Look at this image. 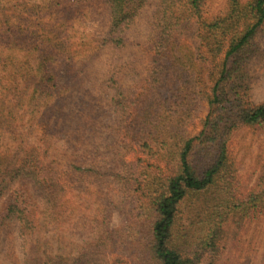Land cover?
Wrapping results in <instances>:
<instances>
[{
    "label": "trees",
    "instance_id": "1",
    "mask_svg": "<svg viewBox=\"0 0 264 264\" xmlns=\"http://www.w3.org/2000/svg\"><path fill=\"white\" fill-rule=\"evenodd\" d=\"M69 1L76 5L81 0ZM147 1L155 5L148 89L126 96L116 86L113 99L117 111L130 118L127 129L137 144L159 155L165 175L155 184L153 172L134 164L123 166L119 175L92 165L63 168L46 158L44 145L18 146L14 163L0 165V236L7 244L8 264H216L228 221L242 223L264 211V173L243 196L231 190L227 144L238 126L264 124V103H250L243 79L252 40L264 23V0H229L225 16L211 21L205 19L204 0H103L108 21L99 48H120ZM190 31L198 40L194 51L187 44ZM26 33L8 22L0 27V46L35 44L33 34L28 39ZM51 44L56 45L43 36L35 51L34 88L45 99L82 71L51 66ZM197 66L207 72V86ZM116 82L109 75L104 80L105 85ZM196 102L203 103L206 114L191 137L187 123L195 118ZM198 149L199 160L192 162ZM69 173L86 177L101 203L91 218L81 216L82 222H91L82 223L79 242H70L66 253L58 241L48 239L46 229L58 240L65 220H79L69 211L66 216ZM109 174L121 182L127 201H137L134 222L117 233L109 229L112 203L98 191Z\"/></svg>",
    "mask_w": 264,
    "mask_h": 264
},
{
    "label": "rangeland",
    "instance_id": "2",
    "mask_svg": "<svg viewBox=\"0 0 264 264\" xmlns=\"http://www.w3.org/2000/svg\"><path fill=\"white\" fill-rule=\"evenodd\" d=\"M239 1L247 4L252 0ZM154 7V1L145 3L120 48L100 49L99 41L108 21L103 0H81L76 5L69 0H0V27L12 23L17 30L27 32L28 39L33 34L31 41L36 42L14 48L0 46V165L14 163L18 146L44 145L46 158L63 168L67 164L92 165L119 175L123 166L134 164L153 172L155 176H150V180L155 184L165 175L159 155L148 154L143 144H137L129 133L131 129H127L130 118L117 111L113 99L114 88L120 87L126 96L139 92L138 96L148 89L147 47L153 34ZM228 7L229 0H204L205 19L224 17ZM43 36L56 44H51L49 51L51 66L82 68L67 88L52 93L49 99L39 97L34 88L38 81L34 78L35 51ZM186 39L190 51H194L198 40L191 36V31ZM252 44L253 55L243 67V79L250 103L259 105L264 103V23ZM195 68L204 82L208 76L204 67ZM108 75L118 84L105 85ZM193 106L197 113L187 123L191 137L199 131L206 114L202 102ZM133 124L137 130L138 125ZM227 144L228 166L233 173L231 190L243 196L264 173V124L238 126ZM199 149L192 162L199 160ZM157 163L160 165L155 167ZM111 174L101 182L98 191L112 203L109 229L117 233L134 222L132 211L137 201L135 197L126 200L121 182ZM74 176L69 173L66 178L70 202L65 208L66 216L69 211L77 214L79 220H65L58 240L52 230L46 229L48 239L52 243L58 241L66 253L70 251V242L78 241L82 223L91 222H82L81 216L91 218L95 205L101 203L86 177ZM24 183L33 195L29 184ZM7 250L1 234L0 264H8ZM218 252L216 264H264V211L242 223L230 219L221 231Z\"/></svg>",
    "mask_w": 264,
    "mask_h": 264
}]
</instances>
